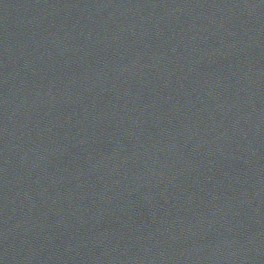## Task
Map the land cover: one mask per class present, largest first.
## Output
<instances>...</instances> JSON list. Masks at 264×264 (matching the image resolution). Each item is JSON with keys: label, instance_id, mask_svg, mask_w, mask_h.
I'll use <instances>...</instances> for the list:
<instances>
[{"label": "water", "instance_id": "1", "mask_svg": "<svg viewBox=\"0 0 264 264\" xmlns=\"http://www.w3.org/2000/svg\"><path fill=\"white\" fill-rule=\"evenodd\" d=\"M0 264H264V0H0Z\"/></svg>", "mask_w": 264, "mask_h": 264}]
</instances>
